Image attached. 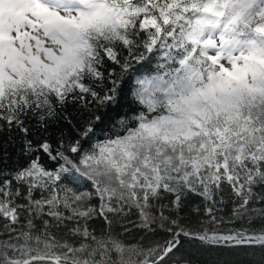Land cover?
<instances>
[{
    "label": "snow or ice",
    "instance_id": "1",
    "mask_svg": "<svg viewBox=\"0 0 264 264\" xmlns=\"http://www.w3.org/2000/svg\"><path fill=\"white\" fill-rule=\"evenodd\" d=\"M0 264H264V0H0Z\"/></svg>",
    "mask_w": 264,
    "mask_h": 264
}]
</instances>
